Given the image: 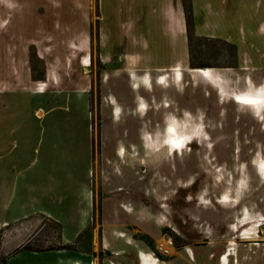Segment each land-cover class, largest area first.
<instances>
[{"label":"rangeland","instance_id":"374dc122","mask_svg":"<svg viewBox=\"0 0 264 264\" xmlns=\"http://www.w3.org/2000/svg\"><path fill=\"white\" fill-rule=\"evenodd\" d=\"M228 1L224 10L207 0L169 4L171 59L146 66L137 56L102 54L99 0L89 3L90 52L87 38L78 44L72 36L63 42L60 62L52 56L49 22L47 32L33 23V35L25 39L26 7L0 0V185L2 179L16 181L14 198L2 190L0 216L14 210L25 190L30 201L40 193L45 201L53 195L44 189L55 184L57 208L73 201L74 214L81 213L89 189L96 200L78 248L61 246L59 224L42 214L3 225L0 264L21 251L90 253L91 236L96 241L101 230L100 199L111 191L141 198L142 203L127 201L123 207L130 217L134 209L138 220L121 239L131 246L136 234L149 245L144 253L154 258L142 254V264H264V0H239L240 8ZM107 2L113 12L107 18L109 46L118 33L115 48L143 52L147 42L151 62H164L167 54L155 55L150 43L151 35L161 38V45L168 42L162 0ZM254 11L255 20L261 19L256 27L247 14ZM86 56L92 66L85 69ZM203 68L212 77L196 74ZM25 73L31 85L21 79ZM147 77L152 87L137 84V78ZM248 98L259 102L244 103ZM173 129L179 138H169L180 139L182 154L170 146L159 158L156 150ZM142 136L151 142L148 148ZM20 155L34 161L32 170H41L42 183L25 186L23 177L34 171L23 172Z\"/></svg>","mask_w":264,"mask_h":264},{"label":"crops","instance_id":"0c3cea01","mask_svg":"<svg viewBox=\"0 0 264 264\" xmlns=\"http://www.w3.org/2000/svg\"><path fill=\"white\" fill-rule=\"evenodd\" d=\"M18 2L19 6H25L27 10V14L25 13L24 21L22 22L24 24V34L25 39L28 37L31 38L33 35V23L38 24L39 28L45 29L47 32L49 29L53 31H50V33L53 35V38L51 39L55 43V48H53V55L57 62H60L62 56L65 53L63 42L66 38H70L72 36L78 38V44L81 40L84 38H87V47L90 52V38L88 35L89 30V6H90V0H16ZM233 3H231L229 6L233 7H241L239 0H232ZM53 3L55 5L57 4L58 7L53 8ZM175 0H162V7H161V15L165 22L166 26V38H167V44L164 42V45H161L160 40L161 38L153 37L151 35L150 43L151 45H155V55L162 57L166 56V60L159 64H153L152 57L149 50V45L147 42H142V51L139 52L136 49H126L122 50V47L115 48L118 46L115 42H118L119 40V34L117 33L115 37L114 35V43L113 47L109 46L110 39L112 38L111 35H108V27H110L107 23V18L109 17V14L113 13L111 6L107 2V0H99V15H98V21H99V28H100V42H101V49H103L102 54L104 55H116L120 58H130L132 56H137L139 59V62L141 64H144L146 66H163L169 62L170 58L168 59V54H172V47L170 48V40H171V34L170 31L173 26V18L171 17V11L169 9L170 6H174ZM229 3L228 0H207V4L209 6H223V10L225 9L224 6H227ZM37 8V9H36ZM232 8V7H230ZM238 8V9H239ZM237 12L239 15L240 9ZM35 10V11H34ZM174 12V9L172 10ZM36 13V14H35ZM247 14H250L252 20V25H254L255 22L260 21L259 19L255 20V14L256 12H248ZM37 16L35 18L34 16ZM28 18V20H27ZM49 22V25H48ZM262 22L264 23V20L262 19ZM54 23H57L58 29L55 30ZM28 24V25H27ZM253 27V26H252ZM256 27V25H254ZM65 28H67V33L65 32ZM175 29V28H174ZM118 30V29H117ZM30 31V32H29ZM113 31L115 32V27H113ZM254 33V31H252ZM14 33H16L14 31ZM13 33V34H14ZM18 33V32H17ZM16 33V35H17ZM87 34V35H86ZM253 37L255 35L253 34ZM40 45L44 50L46 46V41H44V37H41ZM158 38V40H157ZM264 39V34H263ZM163 40V39H162ZM162 42V41H161ZM163 43V42H162ZM166 44V45H165ZM157 46V47H156ZM1 51V50H0ZM52 51V50H51ZM84 58V57H83ZM82 58V60H83ZM81 65V64H80ZM49 66H59L58 63L52 64L50 63ZM75 66V65H74ZM92 66V64H91ZM150 77H147L143 79L137 78V84L139 86L143 87H149V83H151L150 87H152V80L148 82V79ZM26 84L31 85V77L30 75H26V73L21 78ZM139 81V82H138ZM40 122V121H39ZM14 150H17V144L13 145ZM36 151L34 150L33 153ZM24 155H20V158L22 159ZM22 159V162L20 161L19 166L23 165L27 168L23 170V172L30 171L34 168L33 164L34 161L28 159V161L24 162ZM17 165L13 163V167H16ZM34 171V174L32 176L26 175L24 178V183L26 185H32L33 181H38L42 183L45 178L42 177L39 173H41V170H32ZM17 174L18 176H22L24 173ZM4 172L0 171V178H3ZM1 180V179H0ZM3 183L0 185V198L2 196V190H5V188L8 189V192L11 191V197L14 198V192L16 189L15 182L13 183H5L4 179ZM17 180V179H16ZM56 183V182H53ZM58 186L55 184L54 187L51 189H44L47 194H52V197H46L44 201V195L38 194L36 196V199H33L30 201L29 199V193L25 190V197L22 196V199L19 201L18 205L14 208L13 211H2V214L0 216V228H2L3 225H10L16 221L23 220L27 218L28 216L35 215V214H42L50 219L54 220L57 224L60 226V235H59V242L61 246H69L74 245L76 248L79 240L81 238V235L84 231H86L89 226L91 225L93 214H94V208L96 204V200L94 197V193L89 190H85L84 197L82 199V212L74 214V203L73 201H69L68 205L66 207H60L57 208L59 204V199L56 200V190ZM107 192V191H105ZM112 191L110 193L103 194L102 198L100 199V209H99V216H100V224L99 228L101 229L100 232H98L96 241L94 234H92L90 239V246H89V252L85 253L81 252L79 249L77 251H67L63 249L55 250V251H47V252H41V253H31L26 251H21L13 256H11L9 259H7L6 264H94L97 262V264H136V260L138 258L140 264L141 261L139 259L140 255H149L152 256L150 253H144L146 252L148 248V244L143 241L140 236L135 234V241L131 246H127L130 242L128 239L123 240L121 238H125L127 236H130L128 226L134 225L137 223V213H134V209L131 210L133 215L135 217H130L128 210H124L123 207L128 206L127 203L131 202V205H135L134 203H142L141 198H135L134 196H128L125 194L120 195H111ZM46 196V195H45ZM43 198V199H41ZM41 199V200H40ZM129 201V202H127ZM133 202V203H132ZM41 204V206H40ZM130 205V206H131ZM78 210V206H77ZM1 213V211H0ZM64 214V215H63ZM76 217V218H75ZM25 229L28 227L25 225ZM117 232H120V234H117ZM140 233V232H139ZM144 236L143 233H140ZM133 238V235L131 236ZM148 245V246H147ZM78 248V247H77ZM149 249V248H148ZM96 253V254H95ZM107 257V258H105ZM154 258V256H152ZM67 261V263H65Z\"/></svg>","mask_w":264,"mask_h":264},{"label":"bare ground","instance_id":"6f19581e","mask_svg":"<svg viewBox=\"0 0 264 264\" xmlns=\"http://www.w3.org/2000/svg\"><path fill=\"white\" fill-rule=\"evenodd\" d=\"M91 58H89V56H86V57H84L83 58V60H82V65H83V67L86 69V68H89V67H91ZM178 70H180L179 68H178ZM196 72V74H199L200 76H202L203 78H207L208 79V77H212V75H213V72L211 71V70H209V69H206V68H203V69H200V70H196L195 71ZM244 101H252L253 103L252 104H254V103H257V102H259L258 100H254V99H245ZM171 130H172V128H171ZM174 130V129H173ZM167 133H168V137H166L165 138V140H164V146L162 147V148H160V149H157L158 147H156V145H154V147H153V149H157L156 150V152L158 151V157L160 158L161 156H163L164 154H165V152H167V151H169V149H170V146H176V147H174V148H172L174 151H177V149H180V151H181V154H182V151H183V145H177V143L180 141V139H176V142H174L173 143V141H171V138H169V137H172V139L175 137H177V138H179V136H178V132H177V130H174L173 131V133H174V135L173 134H171V132H169V131H167ZM144 135V134H143ZM143 138H142V145L145 147V145H146V147L148 148L150 145H151V142L149 141V140H147V137H145L144 138V136H142ZM153 140V139H152ZM172 143V144H171ZM177 146H179L180 148H178ZM143 160H141V162H142ZM217 182L219 181V179H217L216 180ZM227 197V196H226ZM225 197V198H226ZM226 201H228L227 200V198L225 199ZM171 242V241H170ZM161 244V246H163L164 244L163 243H160ZM166 245V244H165ZM168 245V244H167ZM173 245V244H172ZM167 252H168V250H166Z\"/></svg>","mask_w":264,"mask_h":264},{"label":"built area","instance_id":"2783aa9c","mask_svg":"<svg viewBox=\"0 0 264 264\" xmlns=\"http://www.w3.org/2000/svg\"><path fill=\"white\" fill-rule=\"evenodd\" d=\"M43 88H45V87H43ZM36 89H39V84H37ZM169 245H171L170 242H169ZM164 252L166 253L167 251H164Z\"/></svg>","mask_w":264,"mask_h":264},{"label":"snow or ice","instance_id":"6c2138e0","mask_svg":"<svg viewBox=\"0 0 264 264\" xmlns=\"http://www.w3.org/2000/svg\"><path fill=\"white\" fill-rule=\"evenodd\" d=\"M244 103H246V104H251V103H253L252 101H243Z\"/></svg>","mask_w":264,"mask_h":264}]
</instances>
